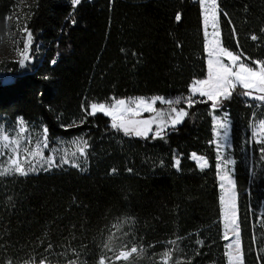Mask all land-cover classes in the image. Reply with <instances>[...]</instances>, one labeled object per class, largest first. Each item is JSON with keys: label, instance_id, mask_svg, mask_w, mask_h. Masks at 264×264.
Listing matches in <instances>:
<instances>
[{"label": "trees", "instance_id": "16d2710c", "mask_svg": "<svg viewBox=\"0 0 264 264\" xmlns=\"http://www.w3.org/2000/svg\"><path fill=\"white\" fill-rule=\"evenodd\" d=\"M218 3L223 46L264 60V0ZM19 9L32 33V61L12 64L9 80L0 77V118L46 126L51 146L82 137L91 147L84 171L0 176V264H98L109 257L110 238L114 249H144L134 264H157L177 237L173 257L183 264H228L213 143L214 118L225 113L244 264H264V145L250 141L264 103L233 93L214 110L202 99L162 139L127 136L109 116L83 110L112 98L189 97L208 71L199 0H82L76 7L71 0H0V38ZM193 153L209 167L201 170Z\"/></svg>", "mask_w": 264, "mask_h": 264}, {"label": "snow or ice", "instance_id": "6c2138e0", "mask_svg": "<svg viewBox=\"0 0 264 264\" xmlns=\"http://www.w3.org/2000/svg\"><path fill=\"white\" fill-rule=\"evenodd\" d=\"M73 7L79 6L82 0H71ZM203 6V24L205 30V37L207 39V78L200 79L193 82L191 85L192 96L197 93L201 97H206L208 101L212 102V108L217 110L223 107V101L230 100L233 93L238 96L246 97L250 100L264 103V60H254L251 57H244L242 52L234 53L229 49L223 47L219 31V16L220 8L218 0H200ZM226 16L227 13H224ZM181 19L177 14L176 20ZM71 23L75 24L73 18ZM211 26L212 31H208ZM22 31L25 33V43L22 49H19L20 59L18 61L21 67L26 66V62L32 59L31 45L33 42L32 33L25 24ZM235 31V30H233ZM264 33V28L261 29ZM250 39L257 41L260 39L255 34L250 36ZM238 43V41H237ZM225 58L230 63H225ZM248 61V62H245ZM55 64L56 61L52 60ZM48 79V77H45ZM239 89V91H238ZM192 96L186 98L166 99L161 96L152 98L136 97L128 99L112 98L113 102H93L87 108H83L86 116H95L98 113L111 117V127L123 131L125 135H135L137 137L148 138L149 133H153V124L157 125L154 132L155 138H163L169 127L175 129L177 125L181 124L188 112L185 108H177L174 105H180L182 102L191 108L196 101ZM157 102L166 104L170 107V111L165 114L163 109L156 107ZM203 102V101H201ZM142 112L155 113L149 119H136ZM81 123H84L82 120ZM216 136H221L223 130L224 139H227L229 123L227 121V113L224 117H217ZM76 126V125H72ZM253 136L258 137L257 142L264 144V119H260L253 124ZM48 128L45 126L42 129L41 136L33 143L30 135L28 125L23 118L18 119L15 135H10L8 132L0 128V157H6L4 166H0V176L19 175L28 176L32 173H37L40 170L50 171L53 168H61L63 165H70L71 167L80 168L81 164L77 162L83 158L86 162L88 156V149L91 147L87 139L77 138L71 141L75 150H70L66 147L50 148L48 138ZM219 147L222 146L220 140L214 141ZM45 150L49 154L45 155ZM264 153V147L260 149ZM192 158L198 161L201 170L209 167L207 159L202 156L192 154ZM223 160V164L218 167L223 168L224 164H234L232 160ZM174 167L180 170V160L177 158L174 162ZM117 170L112 169L115 173ZM131 172V169H128ZM220 175V188L222 195L220 196V203L222 205L223 223H224V239L231 242L227 245L226 255L229 264H244L243 247L240 237V227L237 216V193L235 191L236 184L232 178L231 170L223 171ZM123 223H130V221H123ZM118 230L122 224L114 225ZM231 233V236L229 235ZM127 235V233H125ZM234 237V239H233ZM177 237L174 240L168 241V244L173 247L167 248L160 254L157 264H183L180 259H174L173 254L178 252L179 245ZM199 243V242H198ZM104 247L113 252V257L101 256L98 264H119L123 261L124 264H134V257L138 258L144 254L142 247L123 245L121 249H114L111 244V238ZM52 248L49 244L46 250ZM7 264H12L9 260ZM23 264H36L35 258H30L24 261ZM39 264H47L46 258H42ZM67 264H77L76 260H69Z\"/></svg>", "mask_w": 264, "mask_h": 264}, {"label": "rangeland", "instance_id": "374dc122", "mask_svg": "<svg viewBox=\"0 0 264 264\" xmlns=\"http://www.w3.org/2000/svg\"><path fill=\"white\" fill-rule=\"evenodd\" d=\"M199 3H200V0H199ZM200 7H201V10H202V19H203V6L201 5V3H200ZM25 24H26V16H25V12L22 9H19V10H16L14 12H11L8 15V17L6 18L5 33L3 35H1V38H0V77L1 78H5L7 80L10 79L9 75L11 73L12 64H17L20 68H24V67H21L19 65V63H18V61L20 59L18 50L22 49L23 45L25 43V33L22 31V29H23ZM218 27H219L220 38H221L220 16H219ZM203 29H204V24H203ZM208 31L209 32L212 31L211 26L208 27ZM204 33H205V30H204ZM205 39H206V37H205ZM32 45H33V42H32ZM32 45H31V47H32ZM206 51H207V39H206ZM31 53H32V50H31ZM207 55H208V52H207ZM31 61H32V59L30 61H27L26 65L29 62H31ZM224 62L225 63H230L226 58H225ZM189 95L192 96V93H190ZM180 96H183L185 98L187 97V96H184V95H179V96H175V97H172V98H166V99H174V98L180 97ZM131 98H136V97H131ZM120 99H128V98H120ZM192 99L194 101H196V102H200V100H202V99L207 100L206 97H201V96H199L198 93L195 96H192ZM251 101L259 102V101H255V100H251ZM110 102H113L112 99L110 101L106 102V103H110ZM194 105H195V103L192 106H194ZM156 107L158 109H163L165 114H167L170 111V107L168 105L162 104L160 102H157ZM177 108H188V107H187V104H183L181 106H178ZM262 112L264 113V111H262ZM155 115H156L155 113L142 112L138 117H136V119H141V120L149 119V118H151L152 116H155ZM217 117L223 118L224 116H215V118H214V141L219 139L222 146H220L219 150H218V145L214 141H213V143H214V145L216 147V150H217V153H218V165H221V164H223V160H221V157H223L224 160H232V161H234V157H233V154H232L231 128L229 127L228 136H227L226 140L224 139L223 130H220L221 131V136L217 137L216 136V123H215V120H216ZM18 119H20V118H18ZM18 119L15 122H10V121H6L3 118H0V128H2L4 131L8 132L10 135H15ZM261 119H264V118L262 117ZM259 120H260V118L258 120H255L254 123L258 122ZM25 123L28 125L30 135H31V137L33 139V143H35V141L41 136L43 128L39 127V126H32V125L28 124L26 121H25ZM228 123H229V121H228ZM253 124H251V126H250V136H251L250 141H252L254 145L255 144L264 145V144H261V143L257 142V140L259 139L258 137H254L253 136V131H254ZM152 127H153V133H149V135L150 134H154V132L157 129V125L153 124ZM169 128H171V127H169ZM121 132L123 133V131H121ZM127 136L137 137L135 135H127ZM77 138H82V137H74V138L67 139V140H59V141H57L56 144H54L52 146L49 143V146H50V148L66 147V148H69L70 150H75L74 147L71 144V141H73V140H75ZM137 138H143V137H137ZM48 154H49L48 150H45V155H48ZM197 156L199 157L200 155H197ZM191 160L194 161L198 165V161L193 159L192 155H191ZM5 161H6V157H0V166H4ZM77 162H79L81 164V167L79 169H81L83 171L86 170V168L88 166L87 160L85 162L83 158H80V160H78ZM234 164H224L223 168H220L218 166L216 168L217 174H218V183H219V189H220V196L222 195V190L220 188L221 180H220V175L219 174H221L223 171L231 170L232 178L235 180V177H234V175H235ZM63 166H70V165H63ZM198 167H199V165H198ZM207 168H205V169H207ZM56 169H60V168H53L50 171L40 170L37 173H40V172H51V171H54ZM37 173H32V174H37ZM235 191L237 193L236 189H235ZM237 197H238V195H237ZM237 216H238V207H237ZM222 224H223V229H224L223 218H222ZM238 224H239V221H238ZM224 231H225V229H224ZM229 235L231 236V233H229ZM233 239H234V237H233ZM230 242H231L230 240H226V248H227L228 243H230ZM112 254H113V252H110L109 253V257H112ZM227 262L229 264L228 257H227ZM119 264H124V262L121 261V262H119Z\"/></svg>", "mask_w": 264, "mask_h": 264}, {"label": "built area", "instance_id": "2783aa9c", "mask_svg": "<svg viewBox=\"0 0 264 264\" xmlns=\"http://www.w3.org/2000/svg\"><path fill=\"white\" fill-rule=\"evenodd\" d=\"M176 98H185V97L180 96V97H176ZM176 98H174V99H176ZM183 104H186V103L182 102L180 105H174V106H175V107H178V106H181V105H183Z\"/></svg>", "mask_w": 264, "mask_h": 264}]
</instances>
